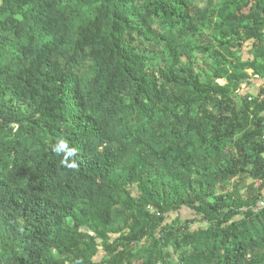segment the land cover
<instances>
[{
	"label": "trees",
	"instance_id": "trees-1",
	"mask_svg": "<svg viewBox=\"0 0 264 264\" xmlns=\"http://www.w3.org/2000/svg\"><path fill=\"white\" fill-rule=\"evenodd\" d=\"M251 77L264 0H0V264H264Z\"/></svg>",
	"mask_w": 264,
	"mask_h": 264
},
{
	"label": "rangeland",
	"instance_id": "rangeland-1",
	"mask_svg": "<svg viewBox=\"0 0 264 264\" xmlns=\"http://www.w3.org/2000/svg\"><path fill=\"white\" fill-rule=\"evenodd\" d=\"M249 73H251L250 70H249ZM244 84L242 85V88L239 91L241 94H246L247 93L246 87L244 86ZM246 86H247V84H246ZM250 86H251V84L248 85V88ZM261 86H260V88H261ZM235 90H237V88ZM249 90H250V91H248L249 94L255 96V95L258 94L260 89L257 88V87H252ZM165 223L166 224H171L174 227H184L187 224L190 230H196L197 228L205 226L206 222L203 221L202 220V216L198 215L194 210L183 206V207L179 208L176 211H171V212L167 213L166 218H165ZM97 242L99 244L98 245L99 250H102V247H101V244H100L101 242L99 240ZM97 256H98L97 257V261L102 260L104 258L103 257L104 256V251H100L97 254ZM63 257H65V256H63ZM69 257H71V256H69Z\"/></svg>",
	"mask_w": 264,
	"mask_h": 264
},
{
	"label": "clouds",
	"instance_id": "clouds-1",
	"mask_svg": "<svg viewBox=\"0 0 264 264\" xmlns=\"http://www.w3.org/2000/svg\"><path fill=\"white\" fill-rule=\"evenodd\" d=\"M51 151L56 156L61 157V162L65 164L70 169H77L78 163L75 159L69 162L70 157H75L77 155V150L72 147L69 141L63 137L58 138L54 144L51 145Z\"/></svg>",
	"mask_w": 264,
	"mask_h": 264
},
{
	"label": "crops",
	"instance_id": "crops-1",
	"mask_svg": "<svg viewBox=\"0 0 264 264\" xmlns=\"http://www.w3.org/2000/svg\"><path fill=\"white\" fill-rule=\"evenodd\" d=\"M251 84V86L248 88V85H250ZM249 83H246L247 84V86H246V84H244V86L246 87V91H247V93H249L248 91H250L249 89L250 88H252V87H257V88H259L260 89V86L261 87H263L264 85H263V80L262 79H256V78H250V82ZM257 94V93H256Z\"/></svg>",
	"mask_w": 264,
	"mask_h": 264
},
{
	"label": "built area",
	"instance_id": "built-area-1",
	"mask_svg": "<svg viewBox=\"0 0 264 264\" xmlns=\"http://www.w3.org/2000/svg\"><path fill=\"white\" fill-rule=\"evenodd\" d=\"M262 97H263V95L260 96V98H262ZM261 205H262V206L264 205V200L261 201Z\"/></svg>",
	"mask_w": 264,
	"mask_h": 264
}]
</instances>
